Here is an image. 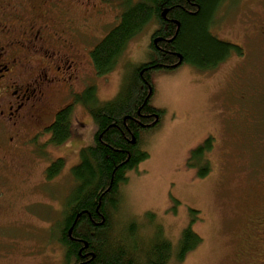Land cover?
<instances>
[{
	"label": "rangeland",
	"instance_id": "1",
	"mask_svg": "<svg viewBox=\"0 0 264 264\" xmlns=\"http://www.w3.org/2000/svg\"><path fill=\"white\" fill-rule=\"evenodd\" d=\"M106 2L103 13L92 9L90 26H83L91 48L122 12L119 0ZM212 22L211 32L239 49L229 47V56L214 69L188 62L153 73L151 101L163 113L144 132L149 156L121 184L117 229L136 222L139 237L155 239L160 227L176 251L182 230L190 226L201 240L183 261L173 256L169 264H264V0H225ZM154 27L129 43L112 72L98 75L86 65L101 101L118 94L130 62L149 57ZM83 86L79 81L76 88ZM74 111L73 136L56 149L66 158L56 180L20 170L16 160L22 155L10 159L16 167L11 174L30 180L24 186L5 179L0 184V264H63L57 231L52 235L50 226L61 212L51 204L52 194L64 199L74 186L69 172L80 161V149L94 142L97 128L83 106L76 104Z\"/></svg>",
	"mask_w": 264,
	"mask_h": 264
},
{
	"label": "trees",
	"instance_id": "2",
	"mask_svg": "<svg viewBox=\"0 0 264 264\" xmlns=\"http://www.w3.org/2000/svg\"><path fill=\"white\" fill-rule=\"evenodd\" d=\"M119 1L123 7L119 20L91 52L97 74L112 72L129 43L151 24L155 27L147 45L149 57L127 65L124 84L113 99L101 101L95 84L75 96V103L87 110L97 128L94 142L80 149V161L71 167L74 186L65 195L62 218L52 228L64 253L63 264H169L173 256L181 262L201 240L186 227L174 251L160 227L155 239L139 237L136 222L117 229V214L128 171L149 156L142 135L162 117L163 109L151 101L153 73L188 62L214 69L229 56V47L239 49L210 31L216 10L225 0ZM74 108L60 110L48 128L54 144L61 145L72 136ZM64 164V159L57 162L48 178L56 176Z\"/></svg>",
	"mask_w": 264,
	"mask_h": 264
},
{
	"label": "flooded vegetation",
	"instance_id": "3",
	"mask_svg": "<svg viewBox=\"0 0 264 264\" xmlns=\"http://www.w3.org/2000/svg\"><path fill=\"white\" fill-rule=\"evenodd\" d=\"M106 1L92 4L91 0H0L1 185L3 179L23 186L30 180L28 176L11 174L16 167L10 159L16 154L22 155L16 160L20 170L39 172L43 179H49L50 169L65 158L63 152L56 151L61 146L52 142L48 128L60 110L75 107L76 94L93 85L92 77L85 75V67L94 66V47L91 48L90 33L83 26H90L92 9L98 15L103 13ZM79 81L84 83L80 90L76 88ZM66 97L68 100L61 106ZM74 121L73 118L71 135ZM70 139L61 145H68ZM24 154L29 157L23 158ZM62 171L50 179L56 180ZM22 194L23 191L16 192L17 196ZM52 196L51 204L61 212H55L51 229L62 218L66 203V198Z\"/></svg>",
	"mask_w": 264,
	"mask_h": 264
}]
</instances>
